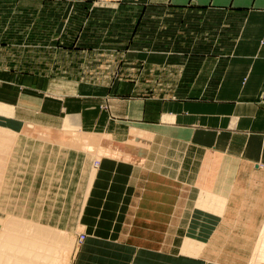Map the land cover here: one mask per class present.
<instances>
[{
	"label": "crops",
	"instance_id": "crops-1",
	"mask_svg": "<svg viewBox=\"0 0 264 264\" xmlns=\"http://www.w3.org/2000/svg\"><path fill=\"white\" fill-rule=\"evenodd\" d=\"M108 1L0 0V125L65 117L114 145L69 264H248L264 224V0ZM155 18L179 41L141 33Z\"/></svg>",
	"mask_w": 264,
	"mask_h": 264
},
{
	"label": "rangeland",
	"instance_id": "rangeland-1",
	"mask_svg": "<svg viewBox=\"0 0 264 264\" xmlns=\"http://www.w3.org/2000/svg\"><path fill=\"white\" fill-rule=\"evenodd\" d=\"M85 2H87V1H85ZM82 3H81V5H82ZM103 3L100 2V3H98V5L101 7L105 6V8H109V10L112 7L111 6L112 4L115 5V1H113V0H109L107 3L106 2H103ZM110 3H112V4L110 6H107ZM25 4H26L27 8H29V9H33L36 7V3L32 2V1L17 3L14 7L20 8V6H25ZM79 4H80V2H79ZM123 4L125 6L126 2H123ZM131 4H133V2ZM137 4L139 7L138 11H140V12H164L166 9L165 7L160 6L159 4L156 5L155 7H153V6L149 7L148 1L144 2L143 5L139 2H137ZM10 6L11 5L9 3L7 5L0 3L1 8H9ZM38 7H39V4H38ZM46 7L50 8L51 6L50 5L45 6V8ZM66 7H67L66 1L59 2L60 10H65ZM136 8H134V9H136ZM169 25H171V23L164 20V18H162V19L155 18L152 21H151V19H149V21H147V19H145L141 22L139 30L141 31V33H145V35L155 34V44L154 45L159 47V46H163L164 42L167 40L166 36H168V38H170L171 41H173V40H175L174 42L179 41V39H178L179 36L177 33L167 34V30L169 29ZM7 110H8V108L7 107L5 108L2 105V103H0V112H6L7 113ZM8 113H9V111H8ZM64 118H61L59 121H56L53 123L52 122L33 121V120L31 122L26 121L25 123L21 124L18 128H9V127H5V126L0 125V136H4V138L8 137V140L10 139L11 142L10 141H9V143L7 142L8 143L7 147H12V148H10V150H8L9 148H7L6 154L5 153L3 154L5 156V160L3 162L4 163L3 167H4V165L6 167H4L5 169L2 168L0 171L1 172L0 174H2V176L0 175V180L3 181V182L0 181V184L2 186L4 185V182L6 181V173H7V170L9 168V165L11 164L10 161L15 158L14 157V151L18 147V144L20 145V147H22L23 150H26L28 152L27 145H25V143L28 141L30 142V141L34 140L33 138H31V136L27 137V135L24 134L25 133L24 130L28 129V130H37V131L38 130L39 131H47L50 133H60L63 135L73 134L75 136H78L80 141L87 139V141H85V144H84V141H81L82 143H80V142L67 143V141L65 139H63L64 138V136H63L62 138H60L61 139L60 142H50L49 141V142L42 143V144H45L44 147H42L43 149L39 150L36 153V154H40L37 157H41V158H39L37 161H35V160L32 161V159H29L30 157L28 158V156H27L25 159H23V162H19V158H18L17 160H15L16 163L13 164V169H18L20 167V165L22 164L21 165L22 169L20 170V173H17V176L12 175L10 178L8 177V184L10 183L8 186V189L10 187H12V193H14V190H17L20 188L19 185H20L21 178H23L25 180L27 179L28 181H30L36 177V178H39L41 181L44 173H45V176L46 175L48 176V180H49V177L50 178L53 177L52 178V184H51V186L53 185L52 191L55 193V190H56L57 195L60 196V198H61V200H60L61 203H59L57 201L55 203L56 207L49 208V209L44 208L43 210H46L48 216H50L49 218L52 219L51 220L52 224L51 223H48V224L56 226L55 228L53 227V229L51 228L52 226H50V229H52V230L55 229V231H60V232L62 231L63 235L65 237H67V239L69 240V242L67 240V245L64 246V248L62 247V250L64 249L65 251L63 250V252H62V250H61L62 254L59 252L56 255L59 258H56L55 254H54L55 257L53 256V258H52V256H51L52 260L57 261L56 263L53 262L54 264H58V263L60 264V262L62 264V261H63V264H69L70 259H71V255H72L74 249L76 248V246L80 245L82 242L81 241L80 243H77V239H78L79 234L83 233L84 237L86 236V233L83 231L84 228L80 222V212H81V208H83V206H84L83 204H84V200H85L86 190H87L89 182L91 181L92 176L95 172L94 168H95V165L97 164V160L102 155H105L111 151H114L113 150L114 145L108 140V138L105 135L85 133V132L79 130L78 127H77V129L63 127ZM2 133L3 134L5 133V135H3ZM12 134H13V136L11 137ZM93 139L98 140V141L102 140L101 141L102 142L101 147H103V148H100V146H97L98 141L97 142L93 141ZM13 140H15V141H13ZM47 140H49V139H47ZM90 140L92 142H94L93 144L90 142L92 145L89 143ZM12 144H13V146H12ZM42 144H41V146H42ZM45 150H46L47 154L42 155L41 153ZM60 151H62V152H60ZM34 157H36V155H34ZM12 162H14V160ZM36 164H38V166H35ZM48 164H51V165H48ZM85 168L88 169V171H87L88 175L85 174L87 177H86L85 181H83L81 183V178H82L81 176H83ZM48 170H51V171H48ZM40 181L37 180V183H39ZM75 182H76V184H75ZM2 186H1L0 192L2 190ZM54 193H53V195L57 199V195H55ZM0 195H2V193H0ZM74 199H77V200L74 201ZM0 201H3V200H0ZM19 204L20 203H18V205ZM1 209H0V213L2 211L3 212L0 215H4V216H7L8 213H10V212H11L10 214L18 212V209H14V210L12 209V211L9 210V208L6 210H4V209L1 210ZM28 218H30V217H28ZM46 224H45V226H46ZM49 225H47V226L49 227ZM0 231H1V229H0ZM263 232H264V224L262 226L259 237L260 236L262 237L264 235ZM259 237H258V240L255 244L253 252L249 258L248 264H256V263L259 264V259L257 257V254H258L257 253V250H258L257 244H259V241L261 238V237L260 238ZM256 248H257V250H256ZM0 251H2L3 253L6 252L5 254H7V251H5L4 249H1Z\"/></svg>",
	"mask_w": 264,
	"mask_h": 264
},
{
	"label": "bare ground",
	"instance_id": "bare-ground-1",
	"mask_svg": "<svg viewBox=\"0 0 264 264\" xmlns=\"http://www.w3.org/2000/svg\"><path fill=\"white\" fill-rule=\"evenodd\" d=\"M24 131H25L24 134H26L27 137L31 136V138H33L34 140L30 142L28 141L25 143V145H27L28 152L26 150H23L22 147H20V145L18 144V147L14 151V157H15L13 159L14 162H12L13 160L10 161L11 164L9 165V168H8L9 171L7 170V173H6V181L4 182L3 186L0 184L2 186V190L0 192L2 193V195H0V200H3V201H0V209L2 208L6 210L9 208V210L11 211L12 209L13 210L18 209V212L16 213L10 214L11 213L10 212L8 213L7 216L0 215V229H1L0 231V247H1L0 250L4 249L5 251H7V254H5L6 252L3 253L2 252L3 250L0 251V264H54L57 262V261L52 260L54 254L56 256L59 252L61 253L62 247L64 248V246L67 245L68 239L67 237L63 235L62 231L61 232L55 231V229L52 230L53 227L55 228L56 226L51 225L52 219L49 218L50 216H48L46 210H43L44 208L49 209V208L56 207L55 203L57 201L61 203L60 201L61 198L60 196L57 195L56 190H55V193L52 191L53 185L51 186V184H52L53 177L52 178L49 177V180H48V176L47 175L45 176V173H44L41 181L39 178L35 177L38 181H40L39 183H37V180L35 178L30 181H28L27 179L25 180L21 178L20 185H19L20 188L17 190H14V193H12V187L8 189V186L10 184V183L8 184V177L10 178L12 175L17 176V173H20V170L22 169V166H21L22 164L20 165L18 169H13V164L16 163L15 160H17L18 158H19V162H23V159H25L27 156L28 158L30 157L29 159H32V161L33 160L37 161L39 158H41V157H37L40 154H36V153L39 150L43 149L42 147H44L45 144H42V143L49 142V141L50 142H60L61 141L60 138H62L63 136H64L63 139H65L67 143H71V142L82 143L81 141H84V144H85V141H87V139L80 141L79 137L73 134L63 135L60 133H50L47 131H39V130L37 131V130H28V129ZM137 133L138 131H135L133 132V134H131L132 139H133V136H135ZM3 135H5V133ZM12 136L13 134L11 135V137ZM136 137L138 138V136ZM139 138H140V135H139ZM7 140H8V137L4 138V136H0V171L2 168L6 167L5 165L3 167V164H4L3 162L5 160V156L3 154L4 153L6 154L7 148H9L8 150L12 148V147H7L10 139L8 141ZM93 141L97 142L98 140L93 139ZM101 141L102 140H99L97 142V146H100V148H103L101 147L102 146ZM90 142L92 144L94 143L91 140L89 141V143ZM41 154L42 155L47 154L46 150L43 151ZM34 155H36V157H34ZM48 165H51V164H48ZM35 166H38V164H36ZM48 171H51V170H48ZM87 171L88 169L85 168L84 174L83 176H81L82 177L81 183L85 181L87 177L85 174H87ZM0 175L2 176V174ZM1 186H0V189H1ZM52 192L55 195H57V199L54 197ZM76 200L77 199H74V201ZM18 203L20 204L18 205ZM48 223H51V224L49 225ZM47 225H49V227ZM50 226H52L51 227L52 229H50ZM257 246H258V250L257 248L256 250L258 253L257 257L259 259V264H264V235L260 238L259 244H257ZM56 258H59V257L56 256ZM62 264H63V261H62Z\"/></svg>",
	"mask_w": 264,
	"mask_h": 264
},
{
	"label": "built area",
	"instance_id": "built-area-1",
	"mask_svg": "<svg viewBox=\"0 0 264 264\" xmlns=\"http://www.w3.org/2000/svg\"><path fill=\"white\" fill-rule=\"evenodd\" d=\"M83 238H84L83 233L79 234L78 239H77V243H80L83 240Z\"/></svg>",
	"mask_w": 264,
	"mask_h": 264
}]
</instances>
